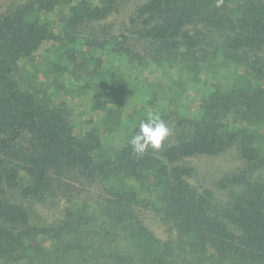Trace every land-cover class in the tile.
Returning <instances> with one entry per match:
<instances>
[{"label":"trees","instance_id":"1","mask_svg":"<svg viewBox=\"0 0 264 264\" xmlns=\"http://www.w3.org/2000/svg\"><path fill=\"white\" fill-rule=\"evenodd\" d=\"M128 1L25 0L0 11V260L264 264V0ZM65 5L60 29H51L48 16ZM113 17L124 22L117 36ZM49 40L47 65L28 69L24 61ZM116 55L132 64L135 82L139 69L174 83L177 70L194 80L206 65L237 71L229 86L213 84L197 99L194 117L178 116L183 130L172 141L136 156L128 140L148 115L125 141L105 146L104 114L80 126L71 104L55 98L70 85L97 90L98 102L122 97L127 80L109 62ZM104 100L110 118L117 109ZM231 152L243 167L214 187L198 185L183 163ZM215 190L226 194L220 203ZM57 194L67 203L51 201L58 214L46 224L43 206ZM149 206L174 222L173 238L149 229Z\"/></svg>","mask_w":264,"mask_h":264},{"label":"rangeland","instance_id":"2","mask_svg":"<svg viewBox=\"0 0 264 264\" xmlns=\"http://www.w3.org/2000/svg\"><path fill=\"white\" fill-rule=\"evenodd\" d=\"M22 1L25 0H0V11L9 5L17 2L20 3ZM136 1L137 0H129L128 5L131 6ZM67 9V6L66 8H59L55 11V13L48 16L47 20L51 29H60L62 19L66 15ZM114 18L115 17L109 20V25L111 24L110 28L113 27V29L109 32L116 34L117 36L124 22H114ZM112 22L114 23L112 24ZM55 45L56 44L52 40L45 41L41 45L40 49L35 53V60L33 59L32 61L27 62L24 61L25 66L34 71V69L28 65H32L33 67H38L39 65L44 67L47 65L48 60L46 61V59H48L51 50ZM109 62L111 63L110 65L113 66V68L127 80L125 82L128 90L122 97L118 98V96L112 97L107 95L105 98H102L100 102H98L94 97V94L98 96L97 90L93 89V93L88 90L87 94H85V92H81V94L75 93L71 90L74 85H70L64 90H59L60 92L58 90L55 91L57 103L65 100L69 105L71 104L70 107L74 110L75 119L80 126H83L87 121L89 122V120L92 122L98 120L100 114L106 115V110H102L104 99L105 102H108V105L111 108L116 107L117 110H113L111 112L110 118L104 117L103 115L102 123L97 125L98 129H100V137L105 146H117L125 141L130 137L129 132L133 128V124L140 117L149 114H158L162 118L165 117V119H163L171 129V133L166 139H168V141H172V139L179 135L183 130L176 122L178 116L184 119L194 117L198 110L197 99L212 90L213 84L214 86H229L232 80V75L237 71L235 64L232 63L220 64L216 67H209V65H206L203 70H201L205 76L203 74H199V76L194 80V78L187 74L184 70H177L173 73V78H176L179 81V77H181L182 86L176 88L175 84L178 81H175L174 83V81L169 80L165 75L162 76L160 70L153 68L148 70L145 69V71L139 69V74L142 75V78L139 82H135L134 79L130 78L135 71L131 69L132 64L124 56L116 55L114 60L111 61V59H109ZM41 76L46 79L44 74ZM66 83L71 84L68 80H66ZM171 87L174 88V90L177 89V93L172 94L167 90ZM76 94L78 96H76ZM112 105H114V107ZM183 163L190 164L196 169L197 172L194 180L198 183V185H205L209 187H214L219 177L225 171L234 169L237 165L243 167L241 160L237 159L233 152L214 157L193 156L184 159ZM54 194H56V192H54ZM215 196L218 198L216 202L220 203L223 201L221 196L226 197V194L220 193V190H215ZM51 201L61 202V204L58 203L59 205H66L67 203L66 198H62V195L60 194L51 197L50 201H47L42 210L44 214L42 221L46 224L51 223L58 214L56 211L57 206L55 209L51 208ZM154 208L155 207L149 206V209L142 210V216L144 217L146 225L149 229H152L157 235L163 237L164 239L173 238L174 231L172 227H175L174 222H172L169 218H164L162 216V212H157ZM41 260L42 258L39 257L37 259V264H43ZM26 261V259H23L20 262H7L0 260V264H28Z\"/></svg>","mask_w":264,"mask_h":264},{"label":"clouds","instance_id":"3","mask_svg":"<svg viewBox=\"0 0 264 264\" xmlns=\"http://www.w3.org/2000/svg\"><path fill=\"white\" fill-rule=\"evenodd\" d=\"M171 129L158 114H149L139 121L138 129L128 140L136 156L144 155L149 149L159 150L163 141L170 135Z\"/></svg>","mask_w":264,"mask_h":264}]
</instances>
